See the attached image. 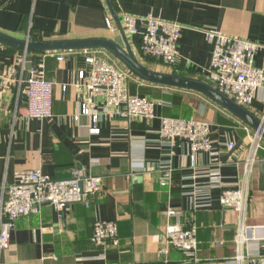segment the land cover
Returning a JSON list of instances; mask_svg holds the SVG:
<instances>
[{
  "label": "crops",
  "instance_id": "crops-1",
  "mask_svg": "<svg viewBox=\"0 0 264 264\" xmlns=\"http://www.w3.org/2000/svg\"><path fill=\"white\" fill-rule=\"evenodd\" d=\"M110 1L118 17L153 16L184 27L173 68L147 58L140 49L141 37L131 38L125 33L138 61L153 71L213 86L206 77L213 45L203 31L216 29L228 37L264 44V0ZM108 17L112 16L106 0H0V32L18 39L107 38L125 48L120 31L112 33L107 28ZM99 51L128 74L130 95L155 101V119L109 116L94 125L90 116L81 115L83 105L89 102L101 112L105 99L95 96L79 80L81 71L88 75L90 70L82 51H68L34 56L33 71L54 85L53 117L26 120V96L19 86L22 77H30V72L24 70L25 55L0 45V205L3 191L24 170L39 169L46 176L64 180L75 170L84 169L102 179V190L88 197L89 206L74 204L58 213L45 205L40 215L17 220L9 249L0 254V264H248L252 258L264 255V190L260 180L264 150L259 151V163L249 178L252 200L247 206L246 226L254 229L256 238L244 246L245 260L236 261L239 217L220 206L219 189L210 191L211 208L191 211L190 201L183 195V186L192 184L190 178L195 173L190 167L189 146L180 143L172 154L159 136L161 117L195 118L210 123L224 183L236 185L243 177L251 144L244 131L248 125L200 93L145 82L110 52ZM59 56L64 59L59 60ZM255 66L264 69V52L255 57ZM248 110L264 120V89L257 93ZM76 116L78 120L74 119ZM94 126L99 129L98 134L90 133ZM230 141L236 143L232 151L226 149ZM213 159L199 156L198 171L210 169ZM166 163L173 169L171 188L160 185L161 166ZM205 182V177L198 179L200 184ZM168 210L182 214L179 222L183 227L196 228L197 261H187L175 249L167 257L160 253L167 226L164 214ZM96 220L117 222L118 248L92 242Z\"/></svg>",
  "mask_w": 264,
  "mask_h": 264
},
{
  "label": "built area",
  "instance_id": "built-area-1",
  "mask_svg": "<svg viewBox=\"0 0 264 264\" xmlns=\"http://www.w3.org/2000/svg\"><path fill=\"white\" fill-rule=\"evenodd\" d=\"M125 33L134 38L141 37L140 49L147 58L165 67L173 68L178 61V45L182 39L184 27L171 21L153 16L136 17L121 14L119 17ZM106 26L114 33L117 26L112 17L106 19ZM207 41L213 45L210 69L207 80L223 95L238 105L248 109L255 101L257 93L264 89V69L255 66V57L264 52V44L244 39L228 37L216 29L203 31ZM89 74L79 73V80L95 96L105 99L101 112L94 110L91 103L82 107L83 116H90L94 125L103 118L117 116L129 120L151 121L155 119V101L147 96L130 95L127 88L128 74L120 70L99 50L82 51ZM63 60V56H59ZM88 83V84H87ZM19 86L26 96V120H49L53 117L52 82L44 79L38 72H30V77H22ZM66 90V87L64 88ZM79 116L74 119L78 120ZM263 124H264V120ZM159 136L163 143L174 149L180 143H187L190 149V167L195 173L190 178L192 184L183 186V195L191 205L193 213L212 207L210 191L220 190L219 204L222 208L234 211L240 220V228L235 237L238 251L236 261H244L242 255L246 244L255 241L254 229L246 226L247 206L252 200L249 178L259 163L258 153L264 150L262 129L251 130L244 127L251 144L244 164L243 177L238 183L227 185L222 176V164L218 159L211 139V125L195 118H160ZM253 131V132H252ZM91 134H98L93 127ZM236 143L230 141L226 149L232 151ZM213 157L214 164L204 172L198 171L199 156ZM97 164V161H93ZM160 185L171 188L173 169L170 163L161 166ZM205 177L207 182L200 184L198 179ZM188 179V178H187ZM102 190V179L92 175L91 171L75 170L70 178L56 180L46 176L39 169L21 171L13 185L3 191L0 205V254L10 247V239L17 220L29 215H40L45 205H50L61 213L74 204L89 206L88 197ZM181 213L168 210L165 235L161 241L160 253L168 256L171 249L181 251L186 260L197 261L199 242L195 227L180 225ZM176 220L172 222V220ZM92 242L96 246L118 248L120 245L119 228L116 221H99L93 224ZM220 246V243L217 244ZM241 252V253H240ZM164 264H171L165 261ZM248 264H264V255H258Z\"/></svg>",
  "mask_w": 264,
  "mask_h": 264
},
{
  "label": "water",
  "instance_id": "water-1",
  "mask_svg": "<svg viewBox=\"0 0 264 264\" xmlns=\"http://www.w3.org/2000/svg\"><path fill=\"white\" fill-rule=\"evenodd\" d=\"M107 7L112 18L120 31L125 48L107 38H87V39H64V40H39L33 41L30 38L18 39L13 36L0 32V45L20 51L25 55L24 70L32 72L34 66V56L42 53H59L68 51H87V50H105L114 55L133 75L139 79L154 84L169 88L183 89L200 93L225 110L229 111L237 118L246 123L254 131L262 129L264 137V124L262 119L252 114L248 109L238 105L233 100L229 99L215 87L210 84L175 74H168L150 70L142 65L125 36V31L121 25L120 19L113 9L110 0H106ZM261 188L264 190V162L260 166Z\"/></svg>",
  "mask_w": 264,
  "mask_h": 264
}]
</instances>
